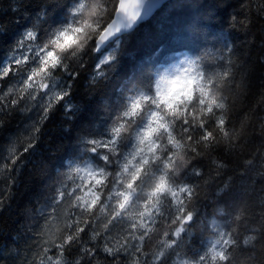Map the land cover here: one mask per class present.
I'll use <instances>...</instances> for the list:
<instances>
[{
  "label": "clouds",
  "instance_id": "9594fccd",
  "mask_svg": "<svg viewBox=\"0 0 264 264\" xmlns=\"http://www.w3.org/2000/svg\"><path fill=\"white\" fill-rule=\"evenodd\" d=\"M145 2L62 0V22L24 30L0 66V125L13 113L27 120L0 145V180L35 150L52 115L60 112L59 127L70 132L85 102L112 81L129 54L122 38L147 19ZM208 57L148 63L115 99L103 96L95 119L73 133L74 154L54 172L29 165L45 184L25 242L12 249L15 264H95L117 252L122 264H264V106H244L238 57L225 52L218 66ZM149 127L158 129L150 140ZM161 178L167 189L153 196ZM214 208L225 210L223 222ZM213 247L224 248V260L212 258Z\"/></svg>",
  "mask_w": 264,
  "mask_h": 264
},
{
  "label": "trees",
  "instance_id": "16d2710c",
  "mask_svg": "<svg viewBox=\"0 0 264 264\" xmlns=\"http://www.w3.org/2000/svg\"><path fill=\"white\" fill-rule=\"evenodd\" d=\"M259 4L260 0H169L135 32L123 37L122 43L129 54L122 59L114 78L101 94L85 102L70 132L59 127L63 123L60 112L52 115L35 150L22 158L24 163L13 168L7 179L0 180V200L5 201L0 208V262L15 264L12 249H19L25 242V232L31 226L28 221L34 219L33 205L42 196L45 180L37 178L29 165L36 162L43 166L42 171L54 172L67 156L74 154L69 147L73 133L95 119L103 96L115 99L121 83L139 76L148 63L163 60L170 54L191 57L207 51L208 63L218 66L227 59L224 53L231 51L234 59L238 57L243 62L240 72L247 85L244 106L248 109L264 106V16L257 12ZM63 19L62 0H0V66L26 28H49ZM233 23L236 27H232ZM75 99L82 97L77 93ZM26 122L19 113H13L6 124L0 125V145L7 143ZM52 150L56 152L54 156ZM218 158L223 162L233 159L224 154ZM240 184L247 189V178H241ZM224 211L213 209L220 222L224 220L221 214ZM100 256L103 258L104 254Z\"/></svg>",
  "mask_w": 264,
  "mask_h": 264
},
{
  "label": "snow or ice",
  "instance_id": "6c2138e0",
  "mask_svg": "<svg viewBox=\"0 0 264 264\" xmlns=\"http://www.w3.org/2000/svg\"><path fill=\"white\" fill-rule=\"evenodd\" d=\"M121 7L124 8L125 6L122 4ZM14 10H15V9H14ZM257 12H258L259 15L264 16V0H260V4H259V7H258V9H257ZM232 20L235 21V20H236V17L233 16V17H232ZM241 23H242V22H241ZM232 27H236V24L233 23V24H232ZM202 103H203V101H202ZM214 103H215V101H209V105H210V107H209V111L212 110L211 105L214 104ZM157 122H158V121H157ZM159 127L163 128V127H166V125H164V124H159ZM219 127L224 129V134H225V136H227V135H228V132H227V129H226V126H225V124H224V120H223L222 117H221L220 120H219ZM157 130H158V129H155V128H151V127H149V129H148V130L145 132V134H144V138L150 140V139H151V135H152V133L156 132ZM201 134L203 135V133H201ZM209 138H210V137H209ZM142 142H143V141H142ZM97 183H100V181H97ZM131 187H132V185L129 184V188H131ZM166 189H167L166 182L164 181L163 178H161V182H160L159 184H157V186H156V190L152 193V195L155 196V195H157L158 192L165 191ZM85 195H90V193H86ZM122 195H123V194H122ZM126 199H127V198L125 197V201H126ZM2 203H3V201L0 200V204H2ZM90 207H95V198L92 199V201L90 202ZM121 207L123 208V204H121ZM221 214H223V212H221ZM189 219H191V217H189ZM212 224H213V225H216V221L213 220V221H212ZM79 231H80L81 234H82L81 237H80V239L83 240L84 237L87 236V234H88V228H87V227L80 228ZM168 239L170 240L171 237H169ZM73 242H74V241H73V239H72L71 233H69V237H68V243H69V245H71ZM246 242H247V241H246ZM165 243H166V242H165ZM218 243H219V241H218ZM223 243H224L225 245H227V244H228V241H223ZM99 251L104 252L105 256H110V255H111L110 250L105 251L103 248H101V249H99ZM88 252H89L90 255H95V253L92 251L91 248L88 249ZM226 255H227V253L225 252L224 248H220V249L217 251V250L215 249V247H213L212 258H213L214 260H215L217 257H218L220 260H224ZM119 256H120V253L117 252L116 256L113 257L112 259H110V260H109V259H108V260H100V259H97L96 262H95V264H122L121 260L119 259ZM202 259H204V258L202 257ZM57 264H59V261H57Z\"/></svg>",
  "mask_w": 264,
  "mask_h": 264
},
{
  "label": "water",
  "instance_id": "95a60500",
  "mask_svg": "<svg viewBox=\"0 0 264 264\" xmlns=\"http://www.w3.org/2000/svg\"><path fill=\"white\" fill-rule=\"evenodd\" d=\"M168 1L169 0H166V2L162 4L161 0H146L143 9L144 16L147 18L145 22L151 19Z\"/></svg>",
  "mask_w": 264,
  "mask_h": 264
}]
</instances>
